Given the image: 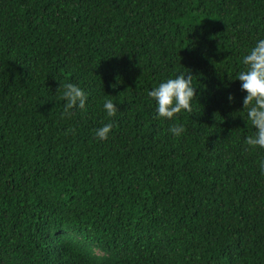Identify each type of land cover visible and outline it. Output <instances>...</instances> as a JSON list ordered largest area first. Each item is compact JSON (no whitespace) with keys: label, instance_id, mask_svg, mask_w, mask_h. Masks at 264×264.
I'll return each instance as SVG.
<instances>
[{"label":"trees","instance_id":"trees-1","mask_svg":"<svg viewBox=\"0 0 264 264\" xmlns=\"http://www.w3.org/2000/svg\"><path fill=\"white\" fill-rule=\"evenodd\" d=\"M261 39L264 0H0V264H264L237 79ZM180 73L192 112L157 118ZM65 83L88 100L61 119Z\"/></svg>","mask_w":264,"mask_h":264},{"label":"clouds","instance_id":"clouds-1","mask_svg":"<svg viewBox=\"0 0 264 264\" xmlns=\"http://www.w3.org/2000/svg\"><path fill=\"white\" fill-rule=\"evenodd\" d=\"M242 63L246 67L237 74V79L241 81L242 91L247 93L243 99V110L246 111L247 121L255 129L254 135L245 138V150L264 149V39L259 40L256 46L242 57ZM192 79L190 74L180 73L147 92L148 97L157 102V118L172 120L182 111L192 112L191 102L197 97ZM61 98L65 101L61 114L63 119L70 117L73 109L85 110L88 95L78 85L65 83ZM233 99L230 95L229 101ZM103 107L107 117H114L118 111L117 105L111 99L106 98ZM112 128V123L104 124L95 134L100 140H106ZM169 131L179 137L186 129L182 124H173ZM69 132L75 134L73 129H68L65 134ZM259 167L264 174V160L259 162Z\"/></svg>","mask_w":264,"mask_h":264}]
</instances>
